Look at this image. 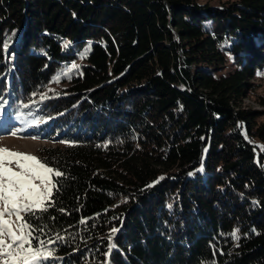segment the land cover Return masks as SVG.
I'll return each instance as SVG.
<instances>
[{
	"label": "trees",
	"instance_id": "trees-1",
	"mask_svg": "<svg viewBox=\"0 0 264 264\" xmlns=\"http://www.w3.org/2000/svg\"><path fill=\"white\" fill-rule=\"evenodd\" d=\"M260 74L264 0H0V131L63 173L24 215L48 263L264 264Z\"/></svg>",
	"mask_w": 264,
	"mask_h": 264
},
{
	"label": "snow or ice",
	"instance_id": "snow-or-ice-1",
	"mask_svg": "<svg viewBox=\"0 0 264 264\" xmlns=\"http://www.w3.org/2000/svg\"><path fill=\"white\" fill-rule=\"evenodd\" d=\"M62 175L33 155L0 148V264H44L58 259L55 250L48 246L54 241L34 236V232L43 229L33 227L23 214L47 211L54 203L53 190H58L54 177Z\"/></svg>",
	"mask_w": 264,
	"mask_h": 264
},
{
	"label": "rangeland",
	"instance_id": "rangeland-1",
	"mask_svg": "<svg viewBox=\"0 0 264 264\" xmlns=\"http://www.w3.org/2000/svg\"><path fill=\"white\" fill-rule=\"evenodd\" d=\"M236 0H198V2L202 4H208L211 7H219L221 4L224 3H231ZM76 57L79 58L78 61L71 62V64H67L63 66V68L57 73V75L53 79V83L49 90L54 89H63L69 83L70 75L72 69H76L80 71V64L84 61L81 57L80 53L76 54ZM75 65V68L72 66ZM233 70V66L231 60L229 59L227 65L220 69V71L216 72V75L221 77L226 75L227 73ZM59 77V82H57L56 78ZM256 84H259L260 87L256 91L255 95L249 96L247 99L243 101V108L254 110V111H261L264 110L257 102V95H260L264 92V76L258 75L254 81ZM15 132L16 135L13 136L12 133ZM25 131L21 129H16L15 127L10 128L7 127L6 131H0V148H7L14 152H21L25 154L33 155L39 158V150L43 146H48L51 143L40 139L39 137L24 135ZM256 145L258 146L257 152H262L264 154V143L257 141ZM14 166V165H13ZM263 166H264V158H263ZM24 213L23 215H25ZM15 220V217H12ZM44 264H49L48 261L44 262Z\"/></svg>",
	"mask_w": 264,
	"mask_h": 264
}]
</instances>
